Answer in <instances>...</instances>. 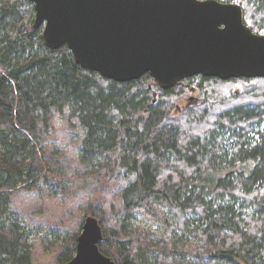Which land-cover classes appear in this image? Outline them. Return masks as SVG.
I'll return each instance as SVG.
<instances>
[{"label": "trees", "instance_id": "1", "mask_svg": "<svg viewBox=\"0 0 264 264\" xmlns=\"http://www.w3.org/2000/svg\"><path fill=\"white\" fill-rule=\"evenodd\" d=\"M216 1L241 6L244 24L264 35V0ZM34 16L27 0H0V264H32L11 197L47 182L43 142L64 113L83 134L77 157L86 175L96 185L108 179L114 157L128 181L110 224L91 212L98 249L114 264H264V78L197 75L170 89L148 74L115 82L81 68L66 46L47 48ZM240 84L243 93L231 96ZM193 85L208 102L172 118ZM216 88L230 91L219 110L210 106ZM137 215L158 227V239L134 230ZM75 251L71 237L57 264Z\"/></svg>", "mask_w": 264, "mask_h": 264}, {"label": "water", "instance_id": "2", "mask_svg": "<svg viewBox=\"0 0 264 264\" xmlns=\"http://www.w3.org/2000/svg\"><path fill=\"white\" fill-rule=\"evenodd\" d=\"M33 29L52 50L66 46L81 68L119 83L148 74L161 89L201 75L264 78V35L242 7L216 0H27ZM101 228L87 217L65 264H114L98 249Z\"/></svg>", "mask_w": 264, "mask_h": 264}, {"label": "rangeland", "instance_id": "3", "mask_svg": "<svg viewBox=\"0 0 264 264\" xmlns=\"http://www.w3.org/2000/svg\"><path fill=\"white\" fill-rule=\"evenodd\" d=\"M245 86H231V96L243 93ZM224 89H214L218 96L217 101L212 100L210 104L212 109L226 107L230 99H225V96L230 91ZM207 102L205 92L195 85L183 87V94L174 102L171 117L178 118L186 109L197 108ZM82 136L77 128L69 127L67 113L57 114L52 121L51 132L43 142L45 163L50 164V172L46 173L47 182L36 181L32 188L19 189L11 197V209L27 233L32 264H57L63 247L71 237L77 239L84 220L94 217L91 214L94 209L102 212L103 221L107 224H110L107 218L121 209L120 193L128 183L127 178L122 177L123 170L116 167L112 157L114 165L110 170L113 169V173L96 185L95 177L86 175L85 169L78 163ZM95 219L100 225V220ZM131 225L153 240L159 237L158 227L148 223L141 215L135 216Z\"/></svg>", "mask_w": 264, "mask_h": 264}]
</instances>
